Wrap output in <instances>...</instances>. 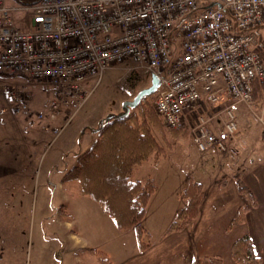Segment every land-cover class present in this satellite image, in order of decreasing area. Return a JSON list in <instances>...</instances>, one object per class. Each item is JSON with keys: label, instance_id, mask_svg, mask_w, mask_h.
I'll list each match as a JSON object with an SVG mask.
<instances>
[{"label": "built area", "instance_id": "1", "mask_svg": "<svg viewBox=\"0 0 264 264\" xmlns=\"http://www.w3.org/2000/svg\"><path fill=\"white\" fill-rule=\"evenodd\" d=\"M262 26L264 0H0V74L47 84L52 99L34 112L18 85H0V96L28 128L61 114L67 122L90 81L130 61L160 78L155 110L167 128L179 129L203 99L224 106L220 137L197 118L194 144L204 153L231 139L232 107L250 104L254 86L264 87V47L255 41Z\"/></svg>", "mask_w": 264, "mask_h": 264}, {"label": "crops", "instance_id": "2", "mask_svg": "<svg viewBox=\"0 0 264 264\" xmlns=\"http://www.w3.org/2000/svg\"><path fill=\"white\" fill-rule=\"evenodd\" d=\"M255 41L257 46L264 47V26L255 31ZM13 78L12 83L25 90L36 85L35 82L25 77L14 76ZM41 84L47 88L45 91L47 94L45 107H47L52 99L51 90L47 84ZM205 106L223 107V105L211 106L203 99L191 114L195 115L201 107ZM244 106L243 103H239L231 109L239 128L234 138L233 149L225 157L216 148L211 147L207 151L209 160L214 161V157H217L214 167H185L184 169L154 167L152 172L146 174L142 180H138L151 179L155 184V190L145 208L143 226L150 213L156 215L158 211L161 212V205L155 201L157 198L165 196L167 200L173 198L176 201L179 198L180 202H184L181 198V190L187 178L200 183L204 190V198L197 220L182 232L166 233L167 227L180 208L178 204L170 205L166 210L167 222L165 221L164 230L159 232V237L155 241L151 239L154 234L148 228L151 244L143 251L138 249L135 233L132 230L119 231L104 211H98L100 213L98 219L106 222L108 227L103 226L98 230H93L92 227L82 228L81 221L87 218L86 208H83L87 207V196L81 194L80 188L73 193L68 190L67 194L65 192L66 183L58 182V186L63 191L61 199L64 205L62 208L65 209L64 213L69 215L70 219L65 223L70 226L71 223L76 224L75 233L66 235L67 244H64L61 251L63 256L69 259L68 264H71V260L73 264H101L104 258L109 260V264H210V259L217 258L220 259L219 264H236L231 257L232 246L245 236L249 237L254 254L260 259L261 264H264V132L262 128L264 126L258 123L259 121L252 112H248L247 106ZM81 109L82 107L73 118L80 116ZM224 118L226 119V116ZM100 119L96 117L91 122V135L86 138L84 136L77 138L79 144H74L69 167L75 166L78 155L91 147L97 139V133L93 129L98 128ZM66 120L65 115L62 125L59 116L55 120L45 119L32 129L28 128L26 117L13 113L8 98L0 96V195L4 194L9 198L7 200L9 214L4 215L3 218L5 227L4 230L1 228L3 231L0 230V245L4 244L6 240L4 237L17 234L18 216L16 213L13 214L12 210L16 209L18 212L16 193L18 183L21 181L18 175L22 174L20 177H25L22 173L25 167H56L59 164L51 160L45 164L42 159L43 148L48 146L51 128L60 127L58 131L53 130L54 140L69 125L70 121L66 122ZM84 120H80L78 124L80 127L74 128L75 131L90 129ZM250 123L257 126L259 124L260 131L251 133L252 130L247 128ZM223 125L224 122L216 125L217 132L213 131L216 137H220ZM246 130H248L247 133ZM74 137L75 135L71 139ZM71 139L70 142L73 141ZM64 140L66 141L67 137H64ZM63 155L66 156V152H63ZM185 155L189 157L186 153ZM155 164L158 166L160 163L157 161ZM198 171L202 172L200 176L196 174ZM201 176L206 177L207 182H204ZM235 177L249 188L254 197L255 206H251L247 197L237 191ZM221 179L226 182L225 185L217 186L216 182ZM160 202L163 203V200ZM242 208H245L243 220L235 221ZM1 218L0 213V223ZM14 225H16L15 233L12 228ZM127 240H129V246L132 247L129 251ZM3 249L0 248V259L3 256ZM80 257L91 259L87 263H81L82 258Z\"/></svg>", "mask_w": 264, "mask_h": 264}, {"label": "rangeland", "instance_id": "3", "mask_svg": "<svg viewBox=\"0 0 264 264\" xmlns=\"http://www.w3.org/2000/svg\"><path fill=\"white\" fill-rule=\"evenodd\" d=\"M6 1L9 3L12 2V0ZM13 79L12 76L0 74V85L12 83ZM35 83L36 85L38 84V86H31L26 90L32 96L31 108L34 112L45 111L47 98L45 91L47 88L41 83ZM149 84L150 76L144 73L142 69L137 68L136 65L130 61L121 65L112 66L103 73L98 82L95 83V80H92L88 83V88L91 92L82 106L80 116L75 118L72 117L69 120L70 122L68 121L69 125L66 129L62 130L54 140L55 133L53 130L58 131L60 127L57 129L52 127L49 132L48 146L45 149L43 148L42 159L44 163L47 164L51 160V162H59V164L56 163V167H25L22 172L25 177L21 178L20 175L22 174L18 175V179L21 180L18 183V191L16 193L18 212L16 209V212L12 210L13 214L16 213L18 216L16 223L17 234L12 237H4L6 240L4 244L0 245V248H4L0 264H68L69 259L65 258L61 251L64 244H67L65 240L66 235L72 232L75 233L76 224L74 222L71 223L70 226L65 223L69 222L70 219L69 215L64 213L65 209L62 208L64 205L61 199L63 191L57 183L61 182L63 175L74 167H69L72 161L71 155L73 153L74 144H79L77 138H83V136L86 138L88 135H91V122H93L96 117L102 120L110 114L119 113L125 101L132 100L141 89L148 87ZM229 104L227 103V105ZM244 105L247 106L246 109L248 112H252L253 116L256 117L259 121L258 123L264 126V87H257L256 90H254L250 104L243 103V106ZM140 108L146 110L148 112L147 114H151L160 119L155 110V94L143 100L141 105L139 107L137 106V108L132 111L134 115L140 116ZM225 116L224 106H205L201 107L195 115L188 113L184 118L183 125L179 129L167 128L160 119V125H162L160 134L157 129L154 127L152 128L150 124V128H152L151 133L156 137L161 152L159 155L155 157L151 156L149 160L142 163L141 166L135 170L133 180H142L146 174L152 172L154 167H165L166 169H168L167 167H179V169H184L185 167H214L217 157H214V161L209 160L210 157L207 156V151L204 153L199 152L197 147L192 145L194 144L193 134L196 130L195 128L198 126V117L203 119L207 129L211 132H217L216 125H218L219 122H226L227 117L225 119ZM64 118L65 115L61 114L60 119L62 125ZM80 120H84V122L89 125L90 129H79L75 131L74 128L80 127V125H78ZM258 126L254 123H250L247 128L248 130H252L251 133H255L260 131V125L258 124ZM262 128L264 132V127ZM96 129L97 128L93 130L96 131ZM248 130H246V133ZM238 131L239 128H237L236 133L231 139L223 143V147L213 145L212 148L219 150L220 153L223 154V157H225L227 153L233 149L235 144L234 138ZM81 133L84 134L81 135ZM73 135H75V137L71 139ZM64 137H67L66 141ZM70 139L73 141L70 142ZM63 152H66V156L63 155ZM185 153L189 157H187ZM186 159H188V161H186ZM157 161L160 163L158 166L155 164ZM201 173L202 172L198 171L196 174L200 176ZM201 177L204 182H207L206 177ZM66 185L65 192L67 194L69 193L68 190H71V193H73L79 189L78 184L75 182H71L70 184L66 182ZM8 199L7 195H0V213L2 214L0 223L1 231H3L5 227L4 215L9 214L7 210ZM87 199V207H83L86 208L85 214L87 218L81 221L80 225L82 228L88 229L92 227L93 230H98L103 226L108 227L106 222L98 219V215H100L98 211L102 212V208L92 202L88 197ZM172 199L173 198L167 200L165 196L163 198H157L155 201L157 204L161 205V212L158 211L156 215L150 213L145 219L143 227L147 230L146 232L148 235V230H152L154 234L151 238L152 240L156 241L159 237V232L164 230L165 221L167 222L165 219L166 210H168L169 206L178 204L181 208L184 205V202H180L179 198L178 201ZM162 200L163 203L160 202ZM15 226L16 225L12 227L14 229L13 233H15ZM151 239L150 235L148 238H144V241L148 244L147 247L150 246ZM127 243V250L129 251L132 247L129 246V240H127ZM90 259L91 258L85 259L83 257L81 263H87ZM71 264H73V260H71Z\"/></svg>", "mask_w": 264, "mask_h": 264}, {"label": "trees", "instance_id": "4", "mask_svg": "<svg viewBox=\"0 0 264 264\" xmlns=\"http://www.w3.org/2000/svg\"><path fill=\"white\" fill-rule=\"evenodd\" d=\"M36 1L12 0L21 5L33 4ZM257 87L259 85L256 84L254 90ZM140 109V116L134 115L132 112L134 109H131L127 117L111 119L99 125L96 129L97 139L91 147L78 155L76 165L63 175L61 182L77 183L81 194L99 205L119 231L132 230L135 233L138 249L143 251L148 246L144 238H148L149 235L142 221L155 184L151 179L133 180V175L142 163L151 156L160 154L159 143L152 135L151 129L154 127L161 134L162 125L159 118ZM234 180L237 191L247 197L251 206H255L249 188L238 178L235 177ZM225 183L221 179L216 185L223 186ZM181 198L184 205L176 211L167 227L168 234L182 232L198 218L204 198L202 185L187 178L181 191ZM244 210L245 208L241 209L235 221L243 220ZM231 257L236 264H261L247 236L234 243ZM209 263L219 264L220 259H210ZM101 264H109V260L104 258Z\"/></svg>", "mask_w": 264, "mask_h": 264}, {"label": "water", "instance_id": "5", "mask_svg": "<svg viewBox=\"0 0 264 264\" xmlns=\"http://www.w3.org/2000/svg\"><path fill=\"white\" fill-rule=\"evenodd\" d=\"M212 6H217L220 7V5L218 4H213ZM161 85V80L160 78L155 75V74H151L150 75V84L148 87L141 89L132 100H127L123 103L122 105V109L119 113L117 114H110L107 117H105L104 119H102L99 123V125H102L103 122H107L111 119H115V118H124L127 117L129 115V112L131 109H135L144 98H147L153 94L156 93V91L159 89Z\"/></svg>", "mask_w": 264, "mask_h": 264}]
</instances>
